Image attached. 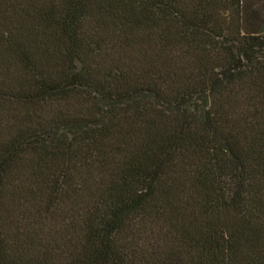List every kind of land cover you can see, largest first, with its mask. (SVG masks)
I'll use <instances>...</instances> for the list:
<instances>
[{"label": "trees", "instance_id": "obj_1", "mask_svg": "<svg viewBox=\"0 0 264 264\" xmlns=\"http://www.w3.org/2000/svg\"><path fill=\"white\" fill-rule=\"evenodd\" d=\"M0 264H264V0H0Z\"/></svg>", "mask_w": 264, "mask_h": 264}]
</instances>
